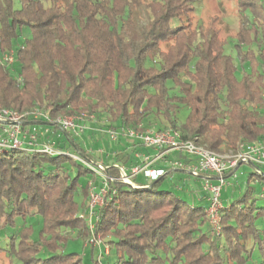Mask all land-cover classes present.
I'll return each mask as SVG.
<instances>
[{"label":"trees","instance_id":"1","mask_svg":"<svg viewBox=\"0 0 264 264\" xmlns=\"http://www.w3.org/2000/svg\"><path fill=\"white\" fill-rule=\"evenodd\" d=\"M229 1L240 19L232 36L217 17L193 22L195 0H0V52L15 55L13 65L0 60V108L40 109L50 119L103 115L118 131L171 129L220 154L261 143L264 49L257 43L264 41V0ZM230 39L239 50L249 47L239 53L241 73ZM183 108L189 115L179 123ZM59 148L53 155L0 150V229L15 232L0 252L10 264H83L65 246L75 234L89 238L81 209L102 180ZM131 149L102 162L110 176L119 177L116 166L140 165L134 153L144 146ZM258 170L249 178L264 183ZM167 177L109 184L95 234L106 240L114 264H264V205L254 185L224 204L214 234L202 188L200 201L189 202L163 189Z\"/></svg>","mask_w":264,"mask_h":264},{"label":"built area","instance_id":"2","mask_svg":"<svg viewBox=\"0 0 264 264\" xmlns=\"http://www.w3.org/2000/svg\"><path fill=\"white\" fill-rule=\"evenodd\" d=\"M3 63L13 65L15 55L12 52L1 56ZM21 82V79L18 78ZM94 120L95 116H91ZM44 119L47 124L57 126L63 131L73 130L77 134L85 130V118L63 117L50 119L40 109L32 112H18L13 109L0 108V150L10 148H27L50 155L59 154L62 151L53 143L39 145V136L29 130H25L24 124L38 122ZM95 122V121H94ZM80 129V130H79ZM82 130V131H81ZM111 138L117 140L118 136L124 135L132 137L147 149L157 150L153 157L144 159L141 165L131 168L116 166L119 170V177L110 176L102 163L96 162L88 154L71 153L72 158L89 168L97 177L101 178V187H93L90 193V217L88 219L90 236L87 240L89 245L104 248L105 254H109V246L105 244L101 236L95 234L96 229V209L105 203V198L109 192V184L114 181L133 185L136 176L144 174L149 183L158 180L167 174L164 168H154L156 161L162 160L168 152H178L181 155L189 156L190 161L184 162L174 160L170 162V168L182 171L195 179L202 181V192L207 195L208 206L206 214L212 226L213 233L219 234L221 230V211L224 203L221 201V190L228 182L227 180L235 176L241 164L253 166H264V141L261 143H244L240 145L237 153L220 154L199 146L195 141L185 140L178 131L171 129L157 131L155 129H128L123 131L106 130ZM257 168V170L259 169ZM259 171V170H258ZM96 216V219L94 218ZM104 246V247H103Z\"/></svg>","mask_w":264,"mask_h":264},{"label":"rangeland","instance_id":"3","mask_svg":"<svg viewBox=\"0 0 264 264\" xmlns=\"http://www.w3.org/2000/svg\"><path fill=\"white\" fill-rule=\"evenodd\" d=\"M143 1L148 3L151 2V0H143ZM260 4L264 6V1L260 2ZM193 5L196 12L195 17L192 20L193 22L201 24L202 22L205 21H209V20L213 21L214 18L217 17L218 18L217 23L219 24V27H221V29L223 30V33H225L228 36H232L234 32L238 31L240 19H239L238 6L236 5V2L229 0H195ZM251 12H252L251 8L244 10L245 16L249 17V19L252 20L253 15ZM228 44H229L228 48H230L229 54L233 56L235 64L240 69L239 73H241L243 69L242 66L240 65L239 53L246 52L249 47L242 46L239 50V48L235 47L237 44H239V42H235V40L232 39L229 40ZM257 46L259 50L264 49L263 39L260 40L259 43H257ZM163 48L165 49L166 46L163 45ZM1 56H3V54L0 52V60L2 58ZM11 72L15 77H17L18 72L16 68L12 69ZM171 92L177 93L178 89H173L171 90ZM188 115H189L188 109L186 108L181 109L178 116L179 123H183ZM63 117H68V118L82 117L87 119L88 121L97 122L96 124L104 129L102 130V132L94 133L85 126V130L77 134L78 137L76 141L83 146L85 151H89L92 158L95 160L100 159L101 161H104L109 156L111 155L115 156V154L120 152L125 153L126 150L128 154L132 153L134 152V150H132L131 148H133L134 145L138 146L139 144L137 140H135L132 137H128L127 135L126 136L120 135L118 136L117 140L113 139V137L111 138V135L106 133L105 131V130H109L110 128L108 127V122L106 121L107 120L106 117L103 115L95 117L94 120L91 118L90 115L87 114L80 116L66 115ZM114 131H118V130H114ZM50 137L54 139L55 136L53 137V135H50ZM57 139L58 138H56L55 141H58ZM239 148L240 145L238 146V149ZM73 151L76 152L74 146H73ZM227 153L233 154V152H227ZM171 159L175 160L174 156ZM260 169L262 170V172H264V166H261ZM256 170L257 168L251 166L250 164H241L237 169L235 176L230 177L227 180L228 183L225 186H223L221 190V201L222 202L229 201V203H231L232 201L236 200L238 196L247 189V187L249 186L248 184H251V186L254 185V187L256 188L255 199L257 200L256 201L257 204L263 206L264 198H261V194H264V183H260L259 180L256 179L250 180L249 178V175L253 172H256ZM137 177L138 178L134 180L135 183H148V180L144 178V174H140ZM196 182L197 179H195L194 177H189L188 175L183 174V172L171 173L164 181L163 189L172 190L178 196H182L184 199H186L189 202H193L194 200H197L199 202L200 200H198L197 194H200L201 188H199L200 184ZM192 195H194L195 197ZM76 199L79 201L81 198L78 196L76 197ZM81 201L82 200H80L79 202ZM203 204L205 207L208 206L207 203H203ZM81 213L82 214L84 213L86 218L89 219L90 217L89 199L87 200L86 208L81 209ZM94 218L96 219V216ZM14 233H15L14 230L10 228L4 227L0 229V245L2 248L5 247L6 249V247L10 244L9 240L10 238H13ZM87 240H85L82 237H78L75 234L67 242L65 246V251L67 252L76 251L77 253L81 254L83 256V262H82L83 264H114L115 262L114 256L111 257L105 254V252L103 251L104 248H102L101 250L99 247H93L92 245H89L87 243ZM0 264H10L9 259L6 258L4 252H0Z\"/></svg>","mask_w":264,"mask_h":264},{"label":"crops","instance_id":"4","mask_svg":"<svg viewBox=\"0 0 264 264\" xmlns=\"http://www.w3.org/2000/svg\"><path fill=\"white\" fill-rule=\"evenodd\" d=\"M96 123L97 122H94V121L92 122V121H88V120H85L84 122L83 121L80 122L81 125H85L88 129H90L94 133L102 132V130H104V129L99 127ZM24 128H25V130H29L32 133H36L39 136V143H38L39 145H42L45 143H53L56 145V147H65V148H68L69 151H71L72 153L79 154L77 147H75V144L73 143V141L77 142L76 139L78 136H77V133L74 132L73 130L63 131L62 129L58 128L57 126L50 125V124H43L41 122H30V123L24 124ZM50 135H53V137L55 136L56 138H58L57 139L58 141H55V139H56L55 137H54V139H52V137H50ZM77 144L80 146L81 149H83L85 151V149L83 148V146L81 144H79V142H77ZM73 146L75 147L76 152L73 151ZM85 152H86V154H88L92 158L89 151H85ZM135 152H136V153H134L135 161L140 165H141V163H143L145 158L153 157L157 154V150L147 149V148H145L142 151V153H137L138 151H135ZM112 156H114V155L109 156L104 161L105 162H112V160H111ZM173 156H174L175 160H181L184 162L190 161L189 156H187V157L185 155L183 156V155L179 154L178 152H168L162 160L156 161L155 164L153 165V167L166 169L168 175H170L171 173H181L182 171H178V170L170 168L169 163L174 161L173 159H171ZM95 161L99 162V164L104 162V161H101L100 159L95 160ZM133 166L134 165H132V167ZM251 166H253V165H251ZM137 178L138 177L136 176L135 180ZM144 178H146V177L144 176ZM198 181H201V180L198 179L196 183H199L200 187H202V184H201L202 181L201 182H198ZM99 184L101 185V181ZM137 184H145V183H137ZM100 185H98V186H100ZM202 195H203V193H201V192H200V194H197L198 200L201 199ZM192 196H194V195H192ZM223 203L226 204V203H229V201H225Z\"/></svg>","mask_w":264,"mask_h":264}]
</instances>
